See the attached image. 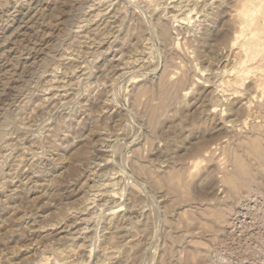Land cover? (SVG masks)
<instances>
[{
    "label": "rangeland",
    "instance_id": "rangeland-1",
    "mask_svg": "<svg viewBox=\"0 0 264 264\" xmlns=\"http://www.w3.org/2000/svg\"><path fill=\"white\" fill-rule=\"evenodd\" d=\"M177 1L0 0V264H264V0Z\"/></svg>",
    "mask_w": 264,
    "mask_h": 264
},
{
    "label": "bare ground",
    "instance_id": "bare-ground-1",
    "mask_svg": "<svg viewBox=\"0 0 264 264\" xmlns=\"http://www.w3.org/2000/svg\"><path fill=\"white\" fill-rule=\"evenodd\" d=\"M172 1H176V0H172ZM102 2V1H101ZM37 3V2H36ZM211 4V3H210ZM89 5V4H88ZM92 5V4H91ZM191 4H189L186 0H180V1H177L176 3H173V5H172V7H174L173 9L176 11V12H178V14L179 15H183V16H181L180 18H179V20L180 19H183V20H190L191 19V14H189V12H187V13H185V11H192L193 10V7H191L190 6ZM208 5V4H207ZM212 5V4H211ZM208 6H210V5H208ZM211 7V6H210ZM96 12V11H95ZM99 12V11H98ZM196 13V12H195ZM206 13V12H205ZM205 13H204V15H205ZM96 14V13H95ZM100 14V13H99ZM105 14V13H104ZM176 14V13H175ZM207 16H208V14H206ZM100 16V15H99ZM206 16V17H207ZM91 18V17H90ZM87 19V18H86ZM92 19V18H91ZM195 19V18H194ZM79 20V19H78ZM82 21H83V19H81ZM90 21V19L88 18L87 19V21ZM81 22V21H80ZM87 23V22H86ZM80 24V23H79ZM107 24V23H106ZM81 25V24H80ZM79 25V26H80ZM83 25H84V23H83ZM87 26V25H86ZM80 27H82V25L80 26ZM84 27V26H83ZM82 27V28H83ZM91 30V29H90ZM98 30V29H97ZM194 31V30H193ZM195 31H197V30H195ZM98 32V31H97ZM234 32H235V36L238 34V37H235V41H233L232 43H238V41H236V40H238V38H239V36H240V34H241V36H243V31L241 30V28L240 29H238V31H235L234 30ZM93 34V33H92ZM86 35H88L87 33H86ZM255 34H254V32H250V37H253ZM245 36V35H244ZM246 38H244V40H245ZM82 40V39H81ZM241 40V39H240ZM253 40V39H252ZM246 41V40H245ZM242 42V44H241V48L243 49V50H245V51H243L244 53V55H242V57L240 58V60L237 62V61H235L234 59V62H232V63H235V62H237V64H241L242 65V63H243V65H244V63L247 61V56H246V49H245V47H244V45H246V43L248 42V40L246 41V42ZM254 41H255V39H254ZM94 42H95V40H94ZM236 43V44H237ZM252 45H253V47L254 48H261L262 49V47L264 46L263 44H261V42H254V43H252ZM256 50V49H255ZM78 51V50H77ZM141 52V51H140ZM79 53V52H78ZM65 56V55H64ZM68 56V55H67ZM121 56V55H120ZM254 56V55H253ZM63 57V56H62ZM56 58V57H55ZM70 59V58H69ZM76 59V58H75ZM84 60V59H83ZM121 61V60H120ZM69 62V61H68ZM129 64V63H128ZM236 64V63H235ZM237 64H236V66H237ZM124 65V64H123ZM234 66V65H233ZM56 67V66H55ZM59 67V66H58ZM118 67V66H117ZM238 69V68H237ZM51 70V69H50ZM66 71V70H65ZM232 71H235V70H232ZM61 76V75H60ZM88 76V75H87ZM62 78V77H61ZM56 79V78H55ZM48 80H50V79H48ZM60 80V79H59ZM63 80V79H62ZM84 80V79H83ZM55 81V80H54ZM61 81V80H60ZM67 81V80H66ZM85 81V80H84ZM58 82V81H57ZM72 82V81H71ZM80 83V82H79ZM51 84H52V82H51ZM70 83L68 82V85H69ZM81 84V83H80ZM46 86V85H45ZM73 86H74V84H73ZM80 86V85H79ZM51 87V86H50ZM64 87V86H63ZM75 87V86H74ZM55 88V87H54ZM81 88V87H80ZM87 88V87H86ZM56 89V88H55ZM48 90V89H47ZM84 90H85V88H84ZM45 91V90H44ZM53 92V91H52ZM75 92V91H74ZM55 93V92H54ZM58 93V92H57ZM66 93H67V91H66ZM82 93V92H81ZM62 94V93H61ZM64 94V93H63ZM76 94V93H75ZM56 95V94H55ZM54 96V95H53ZM52 96V97H53ZM77 96V95H76ZM49 97V96H48ZM51 97V96H50ZM59 97H60V95H59ZM80 97V96H79ZM67 98V97H66ZM48 99H51V98H48ZM48 99H47V101H48ZM41 101V100H40ZM55 102V101H54ZM62 102V101H61ZM65 102V101H64ZM63 102V103H64ZM67 102V101H66ZM44 103V102H43ZM48 103V102H47ZM53 103V102H52ZM60 103V102H59ZM62 103V104H63ZM37 104V103H36ZM76 104V103H75ZM23 105V104H22ZM38 105V104H37ZM44 105V104H43ZM43 105H40V106H43ZM68 105V104H67ZM72 105V104H71ZM36 106V105H35ZM39 106V105H38ZM62 106V105H61ZM34 107V106H33ZM35 108V107H34ZM56 108V107H55ZM55 108H53V109H55ZM65 108V107H64ZM50 110V109H49ZM74 110V109H73ZM10 145V144H9ZM5 148V147H4ZM2 149V148H1ZM21 160V159H20ZM22 162V161H21ZM20 163V161L18 160V164ZM23 163V162H22ZM17 164V165H18ZM21 164V163H20ZM31 164V163H30ZM16 165V164H15ZM21 166V165H20ZM13 168V167H12ZM16 170V169H15ZM12 171V170H11ZM31 172V171H30ZM34 173V172H33ZM11 175V174H10ZM21 175V174H20ZM26 175V174H25ZM36 175V174H35ZM28 178V177H27ZM30 178V177H29ZM28 180V179H27ZM111 180V179H110ZM1 183V182H0ZM3 184V183H2ZM5 184V183H4ZM2 186H4V185H2ZM1 185H0V187H2ZM7 187V186H6ZM5 188V187H4ZM7 189V188H6ZM10 190V189H9ZM87 210V209H86ZM25 214V213H24ZM33 214V213H32ZM31 215V214H30ZM122 218V217H121ZM25 220V219H24ZM88 221V220H87ZM123 221V220H122ZM121 221V222H122ZM113 224V223H112ZM124 224V223H123ZM123 224H121L119 221L117 222V224L115 223V225H114V227H113V229H114V233H115V231H119V230H121L119 227H120V225H121V228H122V226H124ZM49 225V224H48ZM126 225V224H125ZM65 227V226H64ZM85 228V227H84ZM259 228V227H258ZM81 229V228H80ZM119 233V232H118ZM117 233V234H118ZM116 235V234H115ZM84 236V235H83ZM85 240V239H84ZM83 240V241H84ZM74 241V240H73ZM82 246V245H81ZM77 247H78V245H77ZM77 247H73V246H71L70 245V247H68L67 249H65V251L63 250V252L62 253H64L65 252V255L67 256V258L69 257H71V256H73L75 253H76V251H77ZM106 249L107 248H103V249H101L102 250V252L103 253H106ZM61 251V250H60ZM57 252H59V251H57ZM243 252H245V251H243ZM242 252V254H244ZM248 255L247 256H245V258H247V257H252V258H255V256H256V253H254V252H251V253H247ZM239 256H242L241 254L239 255ZM50 258L48 257V256H46V255H43V256H41V258L39 259V261H38V263L37 264H46L47 263V261L49 260ZM72 259V258H71ZM67 259H65L64 261H66ZM68 260H70V259H68ZM71 262H72V260H70ZM246 261V260H245ZM62 262V261H61ZM69 262V261H68ZM67 263V262H66ZM76 263V262H75ZM51 264H60V262L57 260V261H54L53 263H51ZM63 264H64V262H63ZM69 264H73V263H69Z\"/></svg>",
    "mask_w": 264,
    "mask_h": 264
}]
</instances>
